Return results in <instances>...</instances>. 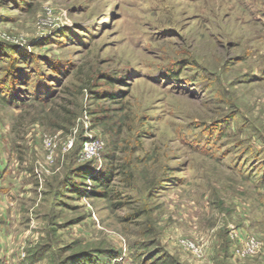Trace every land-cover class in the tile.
I'll list each match as a JSON object with an SVG mask.
<instances>
[{"label":"rangeland","instance_id":"rangeland-1","mask_svg":"<svg viewBox=\"0 0 264 264\" xmlns=\"http://www.w3.org/2000/svg\"><path fill=\"white\" fill-rule=\"evenodd\" d=\"M0 186V264H264V0H0Z\"/></svg>","mask_w":264,"mask_h":264},{"label":"built area","instance_id":"built-area-1","mask_svg":"<svg viewBox=\"0 0 264 264\" xmlns=\"http://www.w3.org/2000/svg\"><path fill=\"white\" fill-rule=\"evenodd\" d=\"M258 244L259 241L252 235L243 236V240L241 242L242 248L245 249V251H249L251 253L257 250L259 246Z\"/></svg>","mask_w":264,"mask_h":264},{"label":"trees","instance_id":"trees-1","mask_svg":"<svg viewBox=\"0 0 264 264\" xmlns=\"http://www.w3.org/2000/svg\"><path fill=\"white\" fill-rule=\"evenodd\" d=\"M104 175L105 173L102 176H97V174L85 173L83 176V180L85 179L93 180V182L96 183L101 189L107 188L108 184H106V181L102 179Z\"/></svg>","mask_w":264,"mask_h":264},{"label":"crops","instance_id":"crops-1","mask_svg":"<svg viewBox=\"0 0 264 264\" xmlns=\"http://www.w3.org/2000/svg\"><path fill=\"white\" fill-rule=\"evenodd\" d=\"M0 187H1V193L4 195V191H7V188L5 186L4 187L0 186ZM0 202H2L1 199H0Z\"/></svg>","mask_w":264,"mask_h":264}]
</instances>
